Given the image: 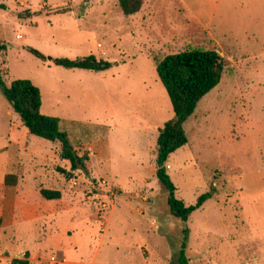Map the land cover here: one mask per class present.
<instances>
[{"label":"rangeland","instance_id":"1","mask_svg":"<svg viewBox=\"0 0 264 264\" xmlns=\"http://www.w3.org/2000/svg\"><path fill=\"white\" fill-rule=\"evenodd\" d=\"M0 4L4 81L37 86L41 113L59 118L88 156V171L67 179L57 171L70 170L60 143L30 135L0 92V205L7 212L17 197L19 209L7 227L0 217V254L23 249L8 262L44 248L38 264H179L186 228L188 264H264V0H144L131 16L117 0ZM188 47L216 49L226 67L185 122L187 144L167 162L186 205L213 192L183 222L155 176L158 129L173 110L153 58ZM89 54L118 65L91 71L48 59ZM41 188L61 199H43Z\"/></svg>","mask_w":264,"mask_h":264},{"label":"trees","instance_id":"2","mask_svg":"<svg viewBox=\"0 0 264 264\" xmlns=\"http://www.w3.org/2000/svg\"><path fill=\"white\" fill-rule=\"evenodd\" d=\"M117 1L125 16L139 12L144 3V0ZM5 8V5L0 4V9ZM5 50L6 45L0 43V51ZM27 50L34 57L45 60V55L39 50L33 47H28ZM153 61L158 79L167 92L173 110V117L158 129L155 176L165 193L170 215L185 222L194 211L212 197L213 192L203 193L198 196L194 204L186 205L175 195L176 187L167 172V162L172 154L187 144L188 137L184 124L193 115L200 100L220 83L226 61L216 49L203 47L184 48L162 59L154 57ZM52 62L57 66L91 71H105L118 65L116 61L97 58L93 54L74 59L56 57ZM0 92L30 135L60 143L59 156L70 163V170L58 167L57 171L67 179L73 178L76 170L88 171V156L77 153L67 132L61 131L60 119L41 113L42 99L37 86L29 79H14L7 84L0 74ZM7 179L8 176L6 184H14L8 183ZM39 193L48 201L61 199L60 190L41 188ZM182 233L177 260L179 264H188L185 256L188 230L185 228ZM25 257H28V253ZM11 264H28V261L15 259Z\"/></svg>","mask_w":264,"mask_h":264},{"label":"crops","instance_id":"3","mask_svg":"<svg viewBox=\"0 0 264 264\" xmlns=\"http://www.w3.org/2000/svg\"><path fill=\"white\" fill-rule=\"evenodd\" d=\"M27 130V129H26ZM75 148V147H74ZM78 153V152H77ZM79 154V153H78ZM80 155V154H79ZM61 159V158H60ZM62 160V159H61ZM63 161H66V160H63ZM68 162V161H66ZM88 162V160H87ZM70 165V164H69ZM4 181H5V177H4ZM8 186H15L17 188V185L16 184H6ZM55 201H59V200H55ZM17 202V197H15L13 200H11V203L8 205V207L10 206V210L7 211V212H3L4 210L6 211V207L4 208V205L6 204V202H3L1 205H0V217H4V223H2V227H7L8 225H11L17 218L18 214L15 213V210H18L16 207V205L18 203ZM29 204V203H27ZM26 204V205H27ZM24 205V207H22V212L24 214V216L26 215V218L30 219V218H33L31 217L29 214H27V212L29 211V206H26ZM5 214V215H4ZM76 244V243H75ZM77 248L79 247V245H76ZM23 249H19L18 251H16L15 253H11V254H8V255H1L0 254V264H11L14 260H12V262H8V260L10 259H13V257H16V256H19V253L22 251ZM25 250V249H24ZM69 250V249H68ZM44 251V248H38L37 250H29L28 251V255L30 254L29 256V261H28V264H38V260L40 259V255L42 254V252ZM28 259V258H27ZM2 262V263H1ZM80 264L79 261H75V260H68L67 258L65 259V264Z\"/></svg>","mask_w":264,"mask_h":264},{"label":"water","instance_id":"4","mask_svg":"<svg viewBox=\"0 0 264 264\" xmlns=\"http://www.w3.org/2000/svg\"><path fill=\"white\" fill-rule=\"evenodd\" d=\"M48 59H49V60H52V57H49Z\"/></svg>","mask_w":264,"mask_h":264}]
</instances>
